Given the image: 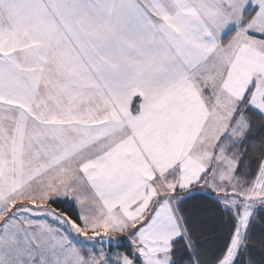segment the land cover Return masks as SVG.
Returning a JSON list of instances; mask_svg holds the SVG:
<instances>
[{"label":"snow or ice","instance_id":"obj_1","mask_svg":"<svg viewBox=\"0 0 264 264\" xmlns=\"http://www.w3.org/2000/svg\"><path fill=\"white\" fill-rule=\"evenodd\" d=\"M0 264H264V0H0Z\"/></svg>","mask_w":264,"mask_h":264}]
</instances>
